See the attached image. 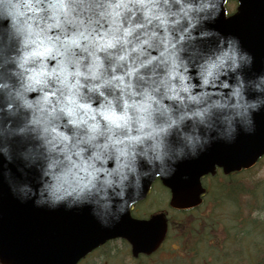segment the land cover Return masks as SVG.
Wrapping results in <instances>:
<instances>
[{
	"label": "clouds",
	"instance_id": "1",
	"mask_svg": "<svg viewBox=\"0 0 264 264\" xmlns=\"http://www.w3.org/2000/svg\"><path fill=\"white\" fill-rule=\"evenodd\" d=\"M221 0H0V176L107 227L155 173L256 130L264 69Z\"/></svg>",
	"mask_w": 264,
	"mask_h": 264
},
{
	"label": "water",
	"instance_id": "2",
	"mask_svg": "<svg viewBox=\"0 0 264 264\" xmlns=\"http://www.w3.org/2000/svg\"><path fill=\"white\" fill-rule=\"evenodd\" d=\"M224 1L221 0L220 15L212 26L238 35L244 47L255 57V69H264V0H239L238 13L229 19L224 17ZM263 154L264 110L257 114L254 132L241 130L230 143L213 141L198 156L176 164L170 175H160L173 190V205H183L181 203L185 202V198L193 194L200 177L216 164L226 171L250 167ZM154 175L156 173L150 177ZM144 183V190L134 201L144 198L151 181L146 178ZM185 188L188 189L182 192ZM75 209L63 206L50 209L46 206L37 207L31 201L21 202L0 176V262L76 264L107 239L122 236L133 244L134 249L144 250L154 245L148 239L157 238L160 241L165 231V222L161 217L154 218L153 224H142L131 219L125 211L119 220L112 219L109 226L104 227L100 223L95 226L97 221L89 208L80 211ZM160 223L161 228H153Z\"/></svg>",
	"mask_w": 264,
	"mask_h": 264
},
{
	"label": "flooded vegetation",
	"instance_id": "3",
	"mask_svg": "<svg viewBox=\"0 0 264 264\" xmlns=\"http://www.w3.org/2000/svg\"><path fill=\"white\" fill-rule=\"evenodd\" d=\"M177 226L181 227L180 244L170 240V244L161 246L156 255L141 256L132 264H252V245L243 229L230 231L231 238L211 222L186 220L176 223ZM254 246L258 254L264 244Z\"/></svg>",
	"mask_w": 264,
	"mask_h": 264
},
{
	"label": "rangeland",
	"instance_id": "4",
	"mask_svg": "<svg viewBox=\"0 0 264 264\" xmlns=\"http://www.w3.org/2000/svg\"><path fill=\"white\" fill-rule=\"evenodd\" d=\"M261 174L263 177H264V160L261 162V164H259L258 168H257V172L256 174ZM159 190L160 192L165 195V200H164V203L163 205L165 207H168V204H169V195L167 194V192L165 190H162L161 187H159ZM233 195H231V197H229V199H224V202L223 203H219L217 205L219 206H225V205H229L231 207H234V197H232ZM148 202V201H147ZM239 203V202H238ZM151 207L148 208V210L150 209ZM234 209H232L231 211H229L228 213L226 212V210H224V213L227 214V215H231L233 218L237 216L238 213H233ZM219 219H220V222L222 220H225V217L223 216H219ZM261 219H264V214L261 216ZM192 220V219H190ZM219 221V220H218ZM264 222L262 223V226H260V231H264ZM115 252V250L113 248H111V246H109L108 248L105 249V251L102 253L101 256H108V255H111ZM118 253V251H116ZM95 256H99V252H95L93 254L92 257H95ZM93 259V258H92ZM127 262V261H126ZM104 263L106 264V258H104Z\"/></svg>",
	"mask_w": 264,
	"mask_h": 264
}]
</instances>
